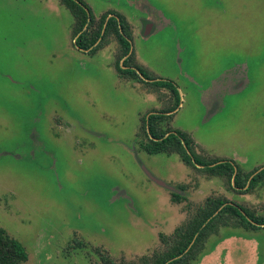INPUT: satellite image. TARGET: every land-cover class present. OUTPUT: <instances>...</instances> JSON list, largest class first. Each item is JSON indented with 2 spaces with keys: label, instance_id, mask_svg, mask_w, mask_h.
<instances>
[{
  "label": "rangeland",
  "instance_id": "1",
  "mask_svg": "<svg viewBox=\"0 0 264 264\" xmlns=\"http://www.w3.org/2000/svg\"><path fill=\"white\" fill-rule=\"evenodd\" d=\"M82 1L97 21L124 16L139 65L175 84L171 127L198 153L264 167V0ZM74 28L60 0H0V227L26 264H101L97 248L139 262L211 196L264 215V182L235 193L177 154L143 151L142 118L174 106L172 92L121 77L115 37L81 51ZM230 236L251 239L246 253L216 264H264V229L221 228L202 255Z\"/></svg>",
  "mask_w": 264,
  "mask_h": 264
},
{
  "label": "trees",
  "instance_id": "2",
  "mask_svg": "<svg viewBox=\"0 0 264 264\" xmlns=\"http://www.w3.org/2000/svg\"><path fill=\"white\" fill-rule=\"evenodd\" d=\"M72 13L75 20L74 37L76 45L94 54L100 50L109 37H115L120 44L117 71L123 78H128L153 89H169L176 101L175 105L142 118L140 132L141 149L150 155L177 154L184 164L211 176L223 177L228 181L230 191L248 194L264 182V169L245 173L234 161L206 157L197 152L194 140L186 133L171 127L173 112L179 106V93L173 82L158 80L149 75L137 62L134 51L120 66V60L127 57L131 49V28L124 16L116 12L104 14L96 20L89 7L82 0H60ZM80 1L84 6L79 5ZM90 12L88 21L87 10ZM110 14L119 18H111L104 25ZM102 40L98 43L100 38ZM98 43V45H96ZM123 66L127 68H123ZM142 75V76H141ZM150 80V81H148ZM202 166V167H199ZM256 174V175H255ZM181 197H174L181 202ZM236 228L246 231L264 229V215L230 201L226 196H211L190 216L187 222L176 229L170 236L161 234L163 249L151 256L140 258L139 262H120L100 248L101 264H193L203 256L209 239L219 233L221 228ZM29 255L24 246L0 227V264H26Z\"/></svg>",
  "mask_w": 264,
  "mask_h": 264
},
{
  "label": "crops",
  "instance_id": "3",
  "mask_svg": "<svg viewBox=\"0 0 264 264\" xmlns=\"http://www.w3.org/2000/svg\"><path fill=\"white\" fill-rule=\"evenodd\" d=\"M247 238L246 237L243 238L239 236L226 237L221 243L218 244V246L213 252L204 254L199 264H216V262L218 263L220 258H223L227 261V258L231 256V253L234 250V248L235 250L238 249L241 251V253L245 254L247 250L246 249L247 245L244 246L240 243L243 241L246 244L249 240H251Z\"/></svg>",
  "mask_w": 264,
  "mask_h": 264
},
{
  "label": "water",
  "instance_id": "4",
  "mask_svg": "<svg viewBox=\"0 0 264 264\" xmlns=\"http://www.w3.org/2000/svg\"><path fill=\"white\" fill-rule=\"evenodd\" d=\"M79 5H81V6H84L80 1H76ZM86 10H87V8H85ZM87 14H88V21H90V19H91V17H90V12L87 10ZM111 18H116V19H118L119 20V18L116 16V15H109L108 16V18H107V21H106V24L104 25V29H103V32H102V36H103V34H104V32H105V28H106V25H107V22L111 19ZM80 36V34L75 38V43H77V39H78V37ZM102 40V37L100 38V40L98 41V43L100 42ZM98 43L96 44V45H98ZM77 46V45H76ZM81 50H83V49H81ZM86 52H89V50H87ZM132 52H133V49H132V46H131V49H130V52H129V54L127 55V57L126 58H128L131 54H132ZM125 58V59H126ZM124 59V60H125ZM123 60V61H124ZM122 64V63H121ZM123 68L125 69L126 67H124L123 66ZM148 81H150V80H148ZM151 114H154V112L153 113H151ZM150 114V115H151ZM149 115V116H150ZM199 167H202V166H199ZM264 169V167L263 168H261L257 173H259L261 170H263ZM256 173V174H257ZM157 181V183H159L160 185H162V186H166V184L164 183V182H162V181H158V180H156Z\"/></svg>",
  "mask_w": 264,
  "mask_h": 264
},
{
  "label": "flooded vegetation",
  "instance_id": "5",
  "mask_svg": "<svg viewBox=\"0 0 264 264\" xmlns=\"http://www.w3.org/2000/svg\"><path fill=\"white\" fill-rule=\"evenodd\" d=\"M115 15H116V14H115ZM116 16H117V15H116ZM117 17H118V16H117ZM150 26H152V25H151V22L146 20V21H145V27L149 28ZM77 47H78V46H77ZM78 48H79V47H78ZM79 49L81 50V48H79ZM81 51H83V50H81ZM84 52H86V51L84 50ZM87 53H88V52H87ZM258 171H259V170H258ZM258 171H257V172H258ZM257 172H256V173H257ZM255 175H256V174H255Z\"/></svg>",
  "mask_w": 264,
  "mask_h": 264
}]
</instances>
